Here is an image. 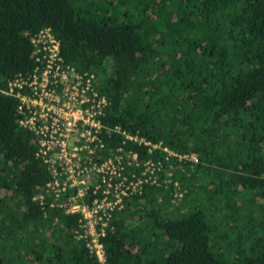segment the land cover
Returning a JSON list of instances; mask_svg holds the SVG:
<instances>
[{
	"label": "trees",
	"instance_id": "16d2710c",
	"mask_svg": "<svg viewBox=\"0 0 264 264\" xmlns=\"http://www.w3.org/2000/svg\"><path fill=\"white\" fill-rule=\"evenodd\" d=\"M45 27L108 99L104 127L159 144H123L158 169L105 218V262L82 215L51 206L52 153L19 125L13 82ZM104 134L92 160L122 145ZM0 264H264V0H0Z\"/></svg>",
	"mask_w": 264,
	"mask_h": 264
},
{
	"label": "built area",
	"instance_id": "2783aa9c",
	"mask_svg": "<svg viewBox=\"0 0 264 264\" xmlns=\"http://www.w3.org/2000/svg\"><path fill=\"white\" fill-rule=\"evenodd\" d=\"M30 42L34 59L32 72L19 74L13 82L18 88L19 125L33 130L39 137L40 148L52 153L49 167L52 180L46 190L47 194H54L51 206L64 205L65 212L82 215V227L91 237L89 248L99 261L105 262L102 244L98 241L107 225L105 218L111 210L122 207L125 197L141 193L147 181L145 175L158 169V164L151 160L140 162L132 149L125 152L123 144L143 143L149 152L159 144L128 134L119 127H104L102 119L108 99L92 90L93 75L80 73L65 64L60 41L49 27L34 33ZM109 130L120 132L122 145L112 156L92 160V155L105 148L104 133ZM169 154L196 160L193 154L171 151ZM126 166L138 168L139 173L126 174ZM69 189L75 192L68 194ZM88 191L94 196L91 203L83 201ZM45 196H37L40 204Z\"/></svg>",
	"mask_w": 264,
	"mask_h": 264
}]
</instances>
